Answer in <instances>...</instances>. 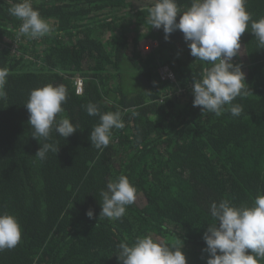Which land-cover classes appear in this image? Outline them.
<instances>
[{
    "label": "trees",
    "instance_id": "16d2710c",
    "mask_svg": "<svg viewBox=\"0 0 264 264\" xmlns=\"http://www.w3.org/2000/svg\"><path fill=\"white\" fill-rule=\"evenodd\" d=\"M0 264H264V0H0Z\"/></svg>",
    "mask_w": 264,
    "mask_h": 264
},
{
    "label": "rangeland",
    "instance_id": "374dc122",
    "mask_svg": "<svg viewBox=\"0 0 264 264\" xmlns=\"http://www.w3.org/2000/svg\"><path fill=\"white\" fill-rule=\"evenodd\" d=\"M152 31L148 32V30H145V28H141L139 31H136L135 27L130 25L128 27V36H129V44L131 46L132 53H134L136 50L138 51L139 48H144V55H148L151 49H154L153 55L155 54V58H161L163 57V51L161 52L160 43L154 42L150 36H152ZM148 38V39H147ZM138 42V43H137ZM155 47V48H154ZM156 51V49H158ZM148 49V50H147ZM143 55V56H144ZM146 56H144L145 58ZM152 57V56H151ZM149 58V57H147ZM150 59V58H149Z\"/></svg>",
    "mask_w": 264,
    "mask_h": 264
},
{
    "label": "built area",
    "instance_id": "2783aa9c",
    "mask_svg": "<svg viewBox=\"0 0 264 264\" xmlns=\"http://www.w3.org/2000/svg\"><path fill=\"white\" fill-rule=\"evenodd\" d=\"M157 50H159V48L156 49V51ZM152 55H153V53H151L150 55L148 53V55H146V56L150 58ZM159 72H160V79L161 80H168V81H172V82L176 81V75L170 66L161 67ZM75 85H76V93L82 94L83 93V81H82V79H77Z\"/></svg>",
    "mask_w": 264,
    "mask_h": 264
},
{
    "label": "flooded vegetation",
    "instance_id": "af4514ba",
    "mask_svg": "<svg viewBox=\"0 0 264 264\" xmlns=\"http://www.w3.org/2000/svg\"><path fill=\"white\" fill-rule=\"evenodd\" d=\"M155 48V47H154ZM148 50V49H147ZM139 53H141V55H144V48L141 45V48L138 49ZM145 56V55H144Z\"/></svg>",
    "mask_w": 264,
    "mask_h": 264
},
{
    "label": "bare ground",
    "instance_id": "6f19581e",
    "mask_svg": "<svg viewBox=\"0 0 264 264\" xmlns=\"http://www.w3.org/2000/svg\"><path fill=\"white\" fill-rule=\"evenodd\" d=\"M160 47H161V44H160L159 48H160ZM152 52H154V49H151V47H150L149 55H150ZM145 56H146V55H145ZM145 58H147V56H146Z\"/></svg>",
    "mask_w": 264,
    "mask_h": 264
},
{
    "label": "crops",
    "instance_id": "0c3cea01",
    "mask_svg": "<svg viewBox=\"0 0 264 264\" xmlns=\"http://www.w3.org/2000/svg\"><path fill=\"white\" fill-rule=\"evenodd\" d=\"M155 58V54L154 55H152V57H150V59H154Z\"/></svg>",
    "mask_w": 264,
    "mask_h": 264
},
{
    "label": "clouds",
    "instance_id": "9594fccd",
    "mask_svg": "<svg viewBox=\"0 0 264 264\" xmlns=\"http://www.w3.org/2000/svg\"><path fill=\"white\" fill-rule=\"evenodd\" d=\"M159 43V42H158Z\"/></svg>",
    "mask_w": 264,
    "mask_h": 264
}]
</instances>
